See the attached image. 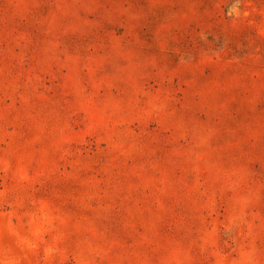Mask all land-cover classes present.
<instances>
[{
    "label": "rangeland",
    "instance_id": "1",
    "mask_svg": "<svg viewBox=\"0 0 264 264\" xmlns=\"http://www.w3.org/2000/svg\"><path fill=\"white\" fill-rule=\"evenodd\" d=\"M0 264H264V0H0Z\"/></svg>",
    "mask_w": 264,
    "mask_h": 264
}]
</instances>
